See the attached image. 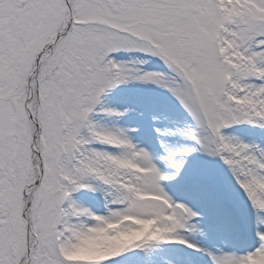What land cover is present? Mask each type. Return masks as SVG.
<instances>
[{
  "label": "snow or ice",
  "instance_id": "snow-or-ice-1",
  "mask_svg": "<svg viewBox=\"0 0 264 264\" xmlns=\"http://www.w3.org/2000/svg\"><path fill=\"white\" fill-rule=\"evenodd\" d=\"M0 264H264V0H0Z\"/></svg>",
  "mask_w": 264,
  "mask_h": 264
}]
</instances>
